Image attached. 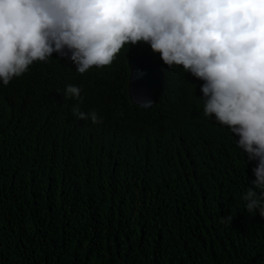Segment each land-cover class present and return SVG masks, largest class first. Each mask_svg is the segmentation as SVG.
<instances>
[{"label":"trees","instance_id":"16d2710c","mask_svg":"<svg viewBox=\"0 0 264 264\" xmlns=\"http://www.w3.org/2000/svg\"><path fill=\"white\" fill-rule=\"evenodd\" d=\"M137 56L162 75L148 108L127 93ZM51 59L0 83V264H264V220L241 200L256 162L203 117L202 80L139 43L82 75Z\"/></svg>","mask_w":264,"mask_h":264},{"label":"clouds","instance_id":"9594fccd","mask_svg":"<svg viewBox=\"0 0 264 264\" xmlns=\"http://www.w3.org/2000/svg\"><path fill=\"white\" fill-rule=\"evenodd\" d=\"M138 43L158 57L161 71L203 81V117L227 125L236 148L256 162L241 200L264 220V0H0L4 85L52 53L82 75ZM80 93L66 85L64 99L79 101ZM71 113L93 124L101 119L79 103Z\"/></svg>","mask_w":264,"mask_h":264},{"label":"water","instance_id":"95a60500","mask_svg":"<svg viewBox=\"0 0 264 264\" xmlns=\"http://www.w3.org/2000/svg\"><path fill=\"white\" fill-rule=\"evenodd\" d=\"M128 67V95L131 102L142 108L154 105L162 90V75L158 65L148 57L137 56L128 59ZM140 73L144 74L142 79L138 78Z\"/></svg>","mask_w":264,"mask_h":264},{"label":"snow or ice","instance_id":"6c2138e0","mask_svg":"<svg viewBox=\"0 0 264 264\" xmlns=\"http://www.w3.org/2000/svg\"><path fill=\"white\" fill-rule=\"evenodd\" d=\"M143 75H144L143 73L138 74V78H141L142 79L143 78ZM140 99H144V97H140Z\"/></svg>","mask_w":264,"mask_h":264}]
</instances>
